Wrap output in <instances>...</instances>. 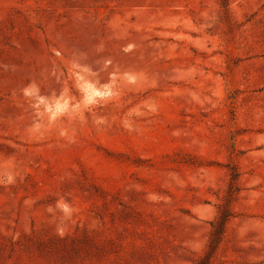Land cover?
<instances>
[{
    "label": "rangeland",
    "instance_id": "rangeland-1",
    "mask_svg": "<svg viewBox=\"0 0 264 264\" xmlns=\"http://www.w3.org/2000/svg\"><path fill=\"white\" fill-rule=\"evenodd\" d=\"M0 264H264V0H0Z\"/></svg>",
    "mask_w": 264,
    "mask_h": 264
}]
</instances>
